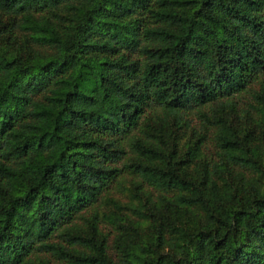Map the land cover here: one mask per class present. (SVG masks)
Masks as SVG:
<instances>
[{
    "label": "trees",
    "instance_id": "16d2710c",
    "mask_svg": "<svg viewBox=\"0 0 264 264\" xmlns=\"http://www.w3.org/2000/svg\"><path fill=\"white\" fill-rule=\"evenodd\" d=\"M245 92L264 125V0H0V264H264ZM125 176L147 228L114 213L111 253Z\"/></svg>",
    "mask_w": 264,
    "mask_h": 264
},
{
    "label": "rangeland",
    "instance_id": "374dc122",
    "mask_svg": "<svg viewBox=\"0 0 264 264\" xmlns=\"http://www.w3.org/2000/svg\"><path fill=\"white\" fill-rule=\"evenodd\" d=\"M254 87L258 88L259 84H255ZM236 100L238 102V107H237V115L239 118L237 120L238 123L246 124L244 128H252L255 127V142H261L264 143V130H263V122L261 120L259 112H257L255 109H252L249 104L253 101L252 95L248 92H245L243 94L237 95ZM244 117L246 119H244ZM185 119L189 123V127L186 126L185 124ZM253 119V120H252ZM250 120V122H249ZM184 121L183 120H178L174 119V128L176 131H178L179 137L178 141L180 143V147L183 151H186V145L189 144V142L195 141L198 137L199 134H203L205 129L203 126L206 124V126L210 125L211 128L210 131H208L207 136L211 138V131H212V124L205 122L203 119V114L199 113L198 110H193L190 111L189 113L184 115ZM254 121V122H252ZM256 122V123H255ZM182 127H179V126ZM196 131V132H195ZM200 131V132H199ZM211 139L208 140L207 144H204L201 149L202 152L207 151V154H212L213 149L211 148ZM262 149H264V145L261 146ZM121 164L120 166H122ZM122 184L118 185H113V187L110 190V194H106L102 200H100L97 204V208L99 210L100 216H102L103 221L100 224V229L101 231L106 234L107 236V241L109 244V251L112 253L114 252L115 245H116V240L118 239V226L115 223V216L113 215L114 213L122 212L125 217L130 218L133 221H139V214L134 212L133 207L136 206L135 203H137V199L133 198L131 195V181L129 177L125 176L123 177ZM111 199H115L119 206L120 209L114 205L113 201ZM86 217L90 216L92 214V210L88 212H83ZM107 215H110L106 217ZM77 223L84 224L85 220L82 218H78L76 220ZM141 229V231L145 230L147 228V223L146 222H140L138 225ZM147 231V230H146ZM144 231V232H146ZM56 241L60 240L59 238L55 239Z\"/></svg>",
    "mask_w": 264,
    "mask_h": 264
}]
</instances>
